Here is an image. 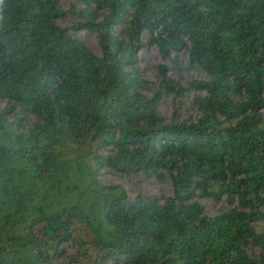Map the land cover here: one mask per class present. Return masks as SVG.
<instances>
[{"label": "trees", "instance_id": "1", "mask_svg": "<svg viewBox=\"0 0 264 264\" xmlns=\"http://www.w3.org/2000/svg\"><path fill=\"white\" fill-rule=\"evenodd\" d=\"M64 1L0 0V264H264V0Z\"/></svg>", "mask_w": 264, "mask_h": 264}, {"label": "rangeland", "instance_id": "2", "mask_svg": "<svg viewBox=\"0 0 264 264\" xmlns=\"http://www.w3.org/2000/svg\"><path fill=\"white\" fill-rule=\"evenodd\" d=\"M74 0H65V8L69 9L70 4L73 3ZM61 21L64 25H70L73 22V17L71 13L67 12L62 18ZM79 36L86 41L93 48H96V37L92 31H89L85 27L78 28ZM179 61L181 62V66L187 62L188 56L184 51H179L178 53ZM137 61L138 64L144 71V77L151 84L154 81L153 73L156 71L154 67L158 62L161 61V57L156 49V46L152 43H147L146 46L141 48L137 53ZM176 69V68H167V75L171 78L177 79L179 84L184 85V87H188V81L197 78H203L204 75L198 71L193 69ZM190 88H188L187 93L179 98L178 96H174L172 93L168 92L164 99V103L162 104V111L165 115L174 121L189 119L192 120L196 117L197 111L196 108L193 107L192 100L189 94ZM166 93V92H164ZM105 181L110 184H122L125 186L129 197L135 198L137 192L142 194L143 196H167L171 193V186L169 182L162 181L157 179L152 174H142L136 176L135 179L130 182H125L119 177L115 176H106ZM204 203L206 204V209H208L209 213H214L216 208H218L217 204H214L211 200L204 199ZM261 227L264 226V222L260 223Z\"/></svg>", "mask_w": 264, "mask_h": 264}, {"label": "clouds", "instance_id": "3", "mask_svg": "<svg viewBox=\"0 0 264 264\" xmlns=\"http://www.w3.org/2000/svg\"><path fill=\"white\" fill-rule=\"evenodd\" d=\"M4 19L3 9H0V20Z\"/></svg>", "mask_w": 264, "mask_h": 264}]
</instances>
